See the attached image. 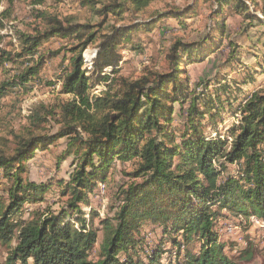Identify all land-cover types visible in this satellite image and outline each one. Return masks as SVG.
Listing matches in <instances>:
<instances>
[{"label": "trees", "instance_id": "1", "mask_svg": "<svg viewBox=\"0 0 264 264\" xmlns=\"http://www.w3.org/2000/svg\"><path fill=\"white\" fill-rule=\"evenodd\" d=\"M157 1L163 0H124L104 7V12L120 18L125 11L142 13ZM216 1L221 5L214 34L223 30L217 20L223 4L232 0ZM234 7L248 16L249 7L242 1L237 0ZM39 16L38 27L18 32V47L5 52L0 61L2 67L10 63L14 74L0 84V99L21 91L29 93L46 64L63 52H70L71 57L57 78L61 93L73 99L59 113L37 108L28 133L16 136L7 151L0 150V242L10 248L6 264H164L169 242L185 249L178 255L181 259L169 264H239L251 259L249 249L235 260L228 257L218 244L216 226L222 210L264 221V82L242 99L234 97L229 108L220 96H207L202 110L194 98L190 122L178 131L181 140L176 143L170 128L172 109L166 106L172 97L167 87L173 82L174 95L182 94L181 103L188 99V85L179 81L180 56L194 61L203 48L176 47L170 59L179 63L171 75L151 77L150 73L130 81L120 75L119 67L120 35L128 27H110L111 33L99 35L91 26L65 23L46 13ZM248 17L264 27L259 17ZM100 38L104 39L99 42ZM98 42L92 82L83 69V54ZM216 42L215 49L222 45ZM101 82L106 90L94 95L93 89ZM243 82L250 84L252 78ZM227 111L239 120L225 134L204 132L208 115L214 121ZM194 114L201 116L198 125L192 119ZM51 116L60 125L59 131L54 136L40 133ZM32 130L39 133L33 135ZM63 138L66 158L74 157L69 181L58 183L64 187L61 193L67 203L59 212L41 207L29 211L27 206L45 201L43 195L51 186L38 185L23 174L37 151L49 150ZM117 162L133 167L132 172L124 173L130 183L119 188L112 215L101 220L102 228L97 229V213L91 212L87 221L81 206L91 205L94 186L107 183ZM229 167L235 174L224 177ZM146 224L162 228V237L149 249L142 231Z\"/></svg>", "mask_w": 264, "mask_h": 264}, {"label": "rangeland", "instance_id": "2", "mask_svg": "<svg viewBox=\"0 0 264 264\" xmlns=\"http://www.w3.org/2000/svg\"><path fill=\"white\" fill-rule=\"evenodd\" d=\"M40 1L0 0V61L5 52H13L18 47V32H31L38 27L39 15L44 13L65 23L73 21L78 26H91V30L99 31V35L111 33L113 28L110 27H128L120 35L119 53L122 61L119 67L120 75L130 81L150 73L151 77L158 74L171 75L179 63L173 64L174 61L170 59L176 47L180 49L183 45H191L193 49H204L194 61L185 60V55L180 56L183 63L180 66L179 81L188 85V99L181 103L182 94L174 95L173 82L167 87V92L172 97L171 101L166 102V106L172 109L170 128H173V141L176 143L181 140L178 131L183 130L185 123L187 125L190 122L188 118L194 98L198 99L195 103L202 110H205L204 103L211 96H220L225 101L224 105L229 108V103L234 102V97L242 99V95L246 96L250 90L264 82V27H259L256 21L248 17L251 14L264 21V0H240L249 7L248 16L239 13L236 7L232 8L237 0L224 3L223 12L217 19L224 31L218 34L213 33L216 27L215 16L219 13L217 11L221 5L216 0L157 1L142 13L125 11L120 18H114L104 12V7L121 4L124 0H44L41 4H36ZM103 39L100 38L99 42ZM214 41L222 45L215 49ZM99 42L90 46L83 54V69L87 70L92 82ZM134 47L138 50H133ZM70 57V52H63L57 59L49 61L41 71L39 80L32 82L34 87L29 93L21 91L0 99V150L7 151L9 146H13L16 136L28 133L29 128L33 127L30 117L37 108L42 110L41 108L45 107L59 113L61 107L73 99L71 95L61 93L62 87L57 78L68 65ZM11 67L7 62L3 67L0 66V84L14 76L10 73ZM249 77L252 82L244 84L243 81L249 80ZM102 84L101 82L93 89L94 95L106 90ZM220 87L227 89L218 91ZM174 98L176 101L172 100ZM196 116L199 115L194 114L192 119L197 121L195 123L198 125L201 116ZM47 118L48 122L40 133L48 132L47 134L54 136L60 125L52 116ZM238 120V116L228 111L214 121H210L208 115L204 120V132L213 133L214 136L217 131L225 134L226 129ZM201 128L202 126H198V129ZM38 133L39 131L35 130L33 135ZM66 143L64 138L56 140L49 150L37 151L29 162L23 178L38 185L51 186L43 195L45 201L36 206H27L29 211L41 207L43 210L50 208L59 212L67 203L61 193L64 187L58 184L61 181H69L73 173L74 157L70 154L66 158ZM62 155L65 159L59 164ZM132 168L130 163L117 162L116 169L109 174L107 183L98 182L94 186L90 194L91 205L81 206L87 221H90L91 212L99 216L94 220L95 228L101 229L100 221L112 215L111 207L116 202L119 188L130 183L124 173L132 172ZM233 169L229 167L224 177L235 174ZM213 209L219 211L217 206ZM220 213L216 229L220 235L218 244L224 247L225 254L235 260L249 249L251 259L241 260L239 264H264V221L253 216L247 219L227 210ZM142 231L147 249L155 246L162 237V228L152 224H146ZM165 249L169 252L162 258L164 264L175 263L178 257L181 259L178 255L183 254L185 250L173 247L170 242L165 245ZM9 253V246L0 242V264H6Z\"/></svg>", "mask_w": 264, "mask_h": 264}]
</instances>
